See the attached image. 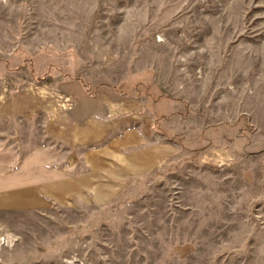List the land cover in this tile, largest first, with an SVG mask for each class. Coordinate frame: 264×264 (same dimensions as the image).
Listing matches in <instances>:
<instances>
[{
  "label": "rangeland",
  "instance_id": "obj_1",
  "mask_svg": "<svg viewBox=\"0 0 264 264\" xmlns=\"http://www.w3.org/2000/svg\"><path fill=\"white\" fill-rule=\"evenodd\" d=\"M75 108L116 193L40 185ZM0 264H264V0H0Z\"/></svg>",
  "mask_w": 264,
  "mask_h": 264
},
{
  "label": "crops",
  "instance_id": "obj_2",
  "mask_svg": "<svg viewBox=\"0 0 264 264\" xmlns=\"http://www.w3.org/2000/svg\"><path fill=\"white\" fill-rule=\"evenodd\" d=\"M68 95L74 97V95L70 93ZM86 111H88V109L84 110L80 108L78 109L75 108L73 111H70V112L68 111L67 113V115L71 117L80 116V119L76 118L78 120L77 121L78 123H76L77 125L74 124V121H75L74 120L73 124L67 126L68 129L70 127L74 128L75 126H77L78 128L77 130H73V131L63 130L62 133H58V132H56L55 134L53 133L54 134L53 138L57 140L66 141V144H68L72 148H77V149L82 148V151H83L81 153L82 156H79V157L82 158V162L85 164L82 167L83 169H81L80 172L75 171L74 169H75L76 163L73 162V163L68 164V166H66V168L63 169V171H61L62 175H56V174L52 175V172L49 173L50 175L45 174L41 178L40 185H42V188L50 187L49 185H51L52 180L59 181L60 179H65V178L70 183L72 181H76L77 183H74L73 187L76 189H80V187H82L84 191L85 190L88 191L87 194H90L93 191L99 194L106 195V194H111L112 192H114V190H115L114 193H116L117 192L116 189L122 188V183H123L122 182L123 181L122 156L120 155L119 157L115 155L114 159L110 161L108 160V157L105 156L108 154L112 156V153H109L108 149H102L100 145L91 146L90 142L93 136L92 130H91L92 123L90 120H87V118L89 117V115H92V114H90V112L86 113ZM85 124L87 127H85ZM204 144L207 145L206 141L203 143V145ZM233 146H234L233 143H230L227 140H224L223 144L216 146V147H219L217 148L218 149L217 151H214V152H217L218 154L216 155V157L220 159L221 162H228L229 152L233 150ZM211 147H215V146H211ZM111 152H113V150ZM208 156L209 155L205 154L201 159H204L205 157L208 159ZM107 165H110V166L112 165V166L111 167L109 166L108 168ZM137 165L138 163L135 162L133 166L134 169L132 168V166H130L131 172L133 171L134 173L138 172V168H136ZM146 165L149 167V169L150 168L153 169V167L156 165L154 155L151 156V160L148 161ZM127 168H129V166ZM71 170H74V171H71ZM44 181L45 183L43 184ZM79 181H81L82 183L80 184ZM60 187L61 185H59V188ZM84 191H82V193H84Z\"/></svg>",
  "mask_w": 264,
  "mask_h": 264
}]
</instances>
